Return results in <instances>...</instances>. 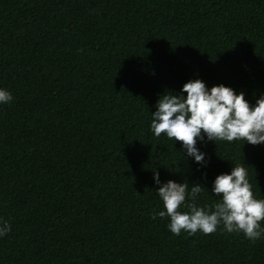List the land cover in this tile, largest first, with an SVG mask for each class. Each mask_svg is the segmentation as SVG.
Returning <instances> with one entry per match:
<instances>
[{"label":"trees","instance_id":"16d2710c","mask_svg":"<svg viewBox=\"0 0 264 264\" xmlns=\"http://www.w3.org/2000/svg\"><path fill=\"white\" fill-rule=\"evenodd\" d=\"M195 79L264 95V0H0V264H264V238L152 219L155 171L211 193L244 163L264 198V144L198 142L201 166L150 131Z\"/></svg>","mask_w":264,"mask_h":264},{"label":"clouds","instance_id":"9594fccd","mask_svg":"<svg viewBox=\"0 0 264 264\" xmlns=\"http://www.w3.org/2000/svg\"><path fill=\"white\" fill-rule=\"evenodd\" d=\"M12 101L11 92L0 88V104ZM155 107L150 131L156 137L164 134L182 142L184 158L198 165L206 166V153L197 147L198 142L245 140L254 146L264 144V95L252 105L242 91L237 93L223 84L209 89L202 80L195 79L185 83L180 94L166 92ZM249 168L237 164L230 172L219 174L212 182L211 193L199 182L191 187L187 181L161 182L159 172H153L158 185L155 193L163 210L154 212L152 219L167 217L168 230L177 236L182 231L208 235L220 229L229 234L243 233L253 243L264 238V198L254 194ZM205 192L215 198L211 205L200 206L197 200ZM9 232L11 225L0 220V239Z\"/></svg>","mask_w":264,"mask_h":264}]
</instances>
